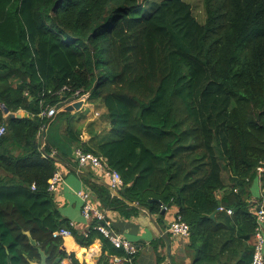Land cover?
Returning a JSON list of instances; mask_svg holds the SVG:
<instances>
[{
	"label": "trees",
	"instance_id": "obj_1",
	"mask_svg": "<svg viewBox=\"0 0 264 264\" xmlns=\"http://www.w3.org/2000/svg\"><path fill=\"white\" fill-rule=\"evenodd\" d=\"M147 1L0 0V103L27 112L12 117L0 106V264L40 263V250L45 264H79L52 235L68 221L48 190L77 145L121 175L116 195L86 178L105 206L129 216L139 212L132 203L153 213L175 204L194 262L212 264L216 244L238 243L239 263L250 264L248 191L258 175L264 187V0H203V22L186 0ZM77 89L109 126L89 125L87 142L74 112L59 110L55 123L39 114ZM96 234L76 237L87 245ZM101 238L108 253L123 254Z\"/></svg>",
	"mask_w": 264,
	"mask_h": 264
},
{
	"label": "crops",
	"instance_id": "obj_2",
	"mask_svg": "<svg viewBox=\"0 0 264 264\" xmlns=\"http://www.w3.org/2000/svg\"><path fill=\"white\" fill-rule=\"evenodd\" d=\"M87 103L89 102L87 101ZM21 111L24 110L22 109ZM95 111L98 112V115L93 117ZM103 112V108H93L91 116L96 118L101 114L103 115ZM81 127V139L83 142H87L93 134L87 131L84 126ZM107 129H109V126H107ZM107 129L102 125L96 127L97 132ZM45 134L41 132V141L43 143L45 142ZM74 147L68 148L70 154L68 159L59 160L60 164L58 167L63 173V179L52 192L53 201L60 218L68 221V225L65 226L69 227L72 231L70 235L62 237L63 242L61 247L63 250L67 253H73L78 259L79 264H89V261H92V264H98L102 255L107 256L109 264H111L112 254L103 248L101 238L103 235L97 230L94 229L97 234L90 244L82 245L76 237H86L84 231L91 228L95 223L94 220L86 219L82 214V200L77 191L83 190L89 192L94 205L104 211L111 222L112 228L137 246V253L135 254L133 264H199L194 262L193 250L188 246L189 235H176L169 230L171 221L176 217L177 206L175 204L166 207L164 211L161 210L159 213H153L146 206H138L136 203H132L130 205L137 206L139 212L138 214L129 216H125L118 210L105 206L86 178L91 182L104 184L109 187L108 177L100 169L89 163L79 164L73 155ZM53 151L56 154V149H53ZM259 176L251 183L248 191L247 200L251 203V210L257 207L258 203H264V187L261 185ZM223 179L225 183H229L228 173L226 175L223 174ZM109 190L112 195L118 193V190L114 192L110 187ZM226 213L231 214L229 212ZM262 229L264 233V222ZM153 240L158 241L157 248L154 247ZM167 241L170 242L169 257L167 255ZM109 243L111 242L109 241ZM242 248L238 243L223 245L222 248L221 243L216 244L214 252L216 257L212 264H243L244 262L239 263L238 261L242 255ZM80 249H83L81 254L79 253ZM90 251L91 253H89ZM158 254L163 257L161 261H157ZM87 255L89 256V261L86 258Z\"/></svg>",
	"mask_w": 264,
	"mask_h": 264
},
{
	"label": "built area",
	"instance_id": "obj_3",
	"mask_svg": "<svg viewBox=\"0 0 264 264\" xmlns=\"http://www.w3.org/2000/svg\"><path fill=\"white\" fill-rule=\"evenodd\" d=\"M67 86H63L61 90L67 89ZM80 89L74 91L73 95L76 100H82V107L87 104L89 93H81ZM42 101V100H41ZM42 105V103H41ZM60 109L55 107V104L45 105L41 108L40 115L42 116H54ZM96 115L98 112L95 111ZM7 127L5 123L0 124V137L6 133ZM41 133L38 134V141L41 146L44 143L41 141ZM45 155V153L43 154ZM55 155V152L52 151L51 154ZM73 155L79 164L89 163L92 166L100 169L107 177L108 184L110 189L114 192L122 185V178L120 173L112 168L106 156L102 154H96L92 151H86L81 146L77 145L73 149ZM263 167H258V171H262ZM63 179V173L59 168H57L48 181V190L53 192L60 181ZM77 194L82 200V214L86 219L94 220L95 223L92 225V228L97 230L100 234L106 237L111 244L119 249L123 250V254H112L111 264H121L122 261H127L130 264H133L135 254L137 253V246L130 241L128 238L124 237L122 234L116 232L111 225L110 220L107 218L104 211L99 209L94 205L91 194L89 192L78 190ZM166 208V206H163ZM220 210H225L226 212L231 213V208H225L223 205L218 207ZM256 216V225L254 229L255 244L252 253V259L250 264H264V233L262 229V224L264 222V203H258V206L251 210ZM169 230L171 233L176 235L188 236L190 232V225L185 220L181 219L180 216H176L170 223ZM72 233L71 229L66 226L59 227L52 232L53 236H67ZM89 229L84 231V235L87 236ZM58 264H67L66 260H60Z\"/></svg>",
	"mask_w": 264,
	"mask_h": 264
},
{
	"label": "rangeland",
	"instance_id": "obj_4",
	"mask_svg": "<svg viewBox=\"0 0 264 264\" xmlns=\"http://www.w3.org/2000/svg\"><path fill=\"white\" fill-rule=\"evenodd\" d=\"M144 1V0H142ZM152 0H148L146 2V4H148L149 2H151ZM188 1L193 9V13L195 14V16L198 18L199 21L203 22L205 20L206 17V13H205V7H204V3L203 0H186ZM89 103H87L86 105H84L83 107H81L80 110H75L74 111V117L76 119V124H81L82 126H84V128L88 131V126L89 125H94V128L96 129V127L102 125L107 129V122L104 120L103 115L101 114L100 116L93 118L94 116H96V113L94 112L93 117L92 112H93V108H95V105H92V102H90V100H88ZM22 110V109H19ZM54 119V123L57 120L62 119L61 115H55L53 117ZM53 123V125H54ZM64 124V123H62ZM63 128L65 127V125L62 126ZM82 128V127H81ZM51 131L54 132V130H56V128H51ZM58 132L59 131H55L54 133H56V135L54 137H56V141L59 142L58 139ZM82 135V134H81ZM228 173V171L223 168V174L226 175Z\"/></svg>",
	"mask_w": 264,
	"mask_h": 264
},
{
	"label": "water",
	"instance_id": "obj_5",
	"mask_svg": "<svg viewBox=\"0 0 264 264\" xmlns=\"http://www.w3.org/2000/svg\"><path fill=\"white\" fill-rule=\"evenodd\" d=\"M138 3H142V0H138ZM81 105H82V100H76L74 96H68V97H65V95H62L61 96V99L55 104V107L57 109H64V110H69V111H74V110H79L81 108ZM0 106L3 108L5 114H10L12 117L14 116H17V117H20V116H26L27 115V112L26 111H21V110H18L16 112H10L8 110V108L3 104V103H0ZM42 134H45V130H42ZM150 201H157V202H160L159 199L155 198V197H151L149 198ZM165 207L162 208V211H164ZM31 242L33 244L36 243L35 239H31ZM167 255L168 257L170 256V242L167 241ZM62 249V247H61ZM40 253H41V262L40 263H36L34 262L33 264H45V259H46V254L40 250Z\"/></svg>",
	"mask_w": 264,
	"mask_h": 264
},
{
	"label": "bare ground",
	"instance_id": "obj_6",
	"mask_svg": "<svg viewBox=\"0 0 264 264\" xmlns=\"http://www.w3.org/2000/svg\"><path fill=\"white\" fill-rule=\"evenodd\" d=\"M82 250H83V249H80V250H79V253H80V254H81ZM89 253H91V251H90ZM88 255H89V254H88ZM88 255L86 256V258H87V260L89 261V256H88ZM89 264H92V261H89Z\"/></svg>",
	"mask_w": 264,
	"mask_h": 264
}]
</instances>
